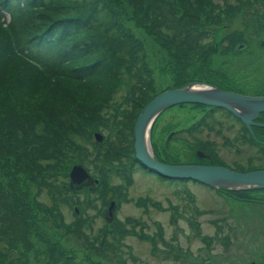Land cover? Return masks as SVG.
I'll return each instance as SVG.
<instances>
[{"label":"trees","instance_id":"1","mask_svg":"<svg viewBox=\"0 0 264 264\" xmlns=\"http://www.w3.org/2000/svg\"><path fill=\"white\" fill-rule=\"evenodd\" d=\"M125 1L151 31L167 38L175 56L182 60L183 67L179 68L182 74L188 66L202 65V68L207 66L205 72L196 71V74L203 77L206 72L213 75L220 72L218 67L211 68L209 61L205 60L206 55H210V51L217 49L220 43L212 31L217 27L205 28L201 18L204 16L217 24L224 13L239 10L250 2ZM117 13L112 0H0V169L9 176V186L14 192L9 194L0 183V264H20L21 258L33 247L30 239L33 215L30 220L25 213L26 210L32 211L26 207V198L30 197L38 205L36 210L39 214L53 215L57 206L72 202L73 196L84 189H70L69 177L64 174V167L77 159L76 154H84L86 163L81 166L100 178V185L93 191L98 192L97 188H102L103 211L107 209L108 194H124L138 167L157 176L135 158L134 121L142 107L155 95L195 80L191 71L185 74L186 79L156 91L142 42L124 27ZM236 37L245 40L243 34L236 30L223 34L219 39L232 45ZM224 74L221 72L219 76L224 77ZM197 81L212 83L204 79ZM120 84L125 88V95L116 98ZM215 85L239 93L245 91L239 85L230 86L222 82ZM181 105L185 104L177 106ZM186 105L199 109L205 106L201 119L192 124L189 131L196 132L204 126L213 128L220 117L236 119L222 108ZM261 120L264 121V117ZM103 131H106L105 135H102ZM96 132L103 136L102 141L93 140ZM252 132L243 128L241 144L261 150L262 154L252 157L250 163L256 160L262 164L247 168L236 165L232 169L264 168V149H261L264 144L255 143L257 139ZM86 144L92 147L91 150ZM151 145L155 158L167 164L224 165L218 155L207 148L202 149L210 153L208 159L197 157V152L196 157L189 159L168 154L169 143L164 148H155L152 142ZM25 170L29 180L37 185L38 192L46 190L51 206L38 202L37 190L33 194L23 188L16 190L12 178ZM157 177L183 187L186 193L183 212L193 214L187 219L194 235L203 239L196 220L202 211L185 189L186 183L192 180ZM114 178L119 179L118 185H112ZM216 190L242 197L257 192ZM85 220L84 227L89 223ZM76 233L88 250L100 255L112 241L125 235L126 230L123 222L108 224L104 221V226L92 235L79 227ZM49 252V264L68 259L60 246Z\"/></svg>","mask_w":264,"mask_h":264},{"label":"rangeland","instance_id":"2","mask_svg":"<svg viewBox=\"0 0 264 264\" xmlns=\"http://www.w3.org/2000/svg\"><path fill=\"white\" fill-rule=\"evenodd\" d=\"M214 1L224 4V0ZM112 2L124 27L143 44L156 91L186 79L185 74L192 71L195 81L204 79L215 85L227 83V80L233 78L236 83L240 82L246 95L264 92V0H250L245 7L242 5L244 9L242 7L224 13L217 24L209 22L204 16L201 18L205 28L217 27L212 31L220 43L216 51L211 50L205 58L211 68L218 67L220 72L215 75L206 72L204 77L196 74V71L205 72L207 66L202 68V65L188 66L182 74L179 71L183 67L182 60L175 56L167 38L151 31L125 0ZM234 30L241 32L245 40L236 37V41L229 45L227 40L219 39ZM239 44L244 47L236 49ZM221 72L225 73L224 77L219 76ZM124 89L120 84L116 98L125 95ZM204 112L205 106L199 109L186 104L164 111L157 117L150 132L153 147L164 148L169 143L170 148L166 151L168 154H178L181 158L184 156L189 159L196 157L197 151L203 154L199 156L196 153L197 157L208 159L210 153L202 149L207 148L213 150L228 167H232L233 163L243 168L262 164L256 160L250 163L252 157L262 154L255 146L230 143L237 126L228 129L224 122H220L225 121L224 117H220L217 120L219 123L216 122L213 128L204 126L196 132L189 131L190 126L201 119ZM254 129L253 136L264 141V132ZM105 134L106 131H103L102 135ZM86 147L89 150L92 148L87 144ZM235 147H238L237 151ZM76 157L74 162L64 167V174L69 175L74 165L86 163L84 154H76ZM27 175L28 171L25 170L15 174L12 181L17 191L23 188L33 194L37 185ZM93 176L97 177L96 174ZM132 178L124 194H108V200L115 202L111 221H107L106 212L103 211L102 188H97L98 192L84 188L73 196L72 202L57 206V215L39 214L36 210L38 205L30 197L26 198V207L32 211L26 210L25 213L30 220L33 215L30 236L33 247L21 258L20 264H49V250L56 246L62 247L65 251L63 255L68 258L57 264H264V191L250 192L246 194L247 197L231 196L201 183L188 181L185 189L202 211L196 217L200 235L203 236L201 239L194 235L187 219V216L191 218L193 214L183 212L186 193L182 186L170 184L140 167ZM9 182V176L0 169L2 187L13 194ZM111 183L118 185L120 181L114 178ZM37 200L40 204L52 205L46 190L38 192ZM181 214L184 215L179 216ZM84 220L89 222L86 227ZM104 221L108 224L123 222L126 233L112 241L111 246L104 248L100 255H95L86 244L80 242L76 228H84L92 235L104 226ZM18 253L17 249L16 255Z\"/></svg>","mask_w":264,"mask_h":264},{"label":"water","instance_id":"3","mask_svg":"<svg viewBox=\"0 0 264 264\" xmlns=\"http://www.w3.org/2000/svg\"><path fill=\"white\" fill-rule=\"evenodd\" d=\"M239 44L236 49L243 48ZM201 104L225 109L239 119L247 128L257 123L264 113V95H246L223 90L206 82L191 81L181 87L166 89L151 98L140 110L133 125V150L135 158L148 171L161 177L177 180H192L214 189L264 190V168L237 171L215 164H167L157 160L150 144L151 127L156 118L166 109L179 104ZM102 140L99 133L94 134ZM199 156L202 153L197 151ZM100 180L91 176L81 165H74L69 172V188L87 186L93 190ZM115 202H109L105 217L112 220Z\"/></svg>","mask_w":264,"mask_h":264},{"label":"flooded vegetation","instance_id":"4","mask_svg":"<svg viewBox=\"0 0 264 264\" xmlns=\"http://www.w3.org/2000/svg\"><path fill=\"white\" fill-rule=\"evenodd\" d=\"M226 84H228V85H230V86H237V85H239L240 86V82L238 81L237 83L234 81V79L232 78L231 80H227V83ZM228 91H233V90H228ZM233 92H236V91H233ZM237 93H239V92H237ZM242 94H244V93H242ZM258 95H262V94H258ZM261 115V114H260ZM264 114L262 113V116H263ZM261 116V117H262ZM261 117L258 119V120H256V122L257 123H264V121H262L261 120ZM218 119H216V121H215V123L216 122H218L217 121ZM221 123H225V125H226V127L228 128V129H233L235 126H237V131L236 132H234V134H233V136H232V141L230 142V143H232V144H238V145H241V138H240V134L242 133V131H243V128L244 127H246L239 119L237 120V118L236 119H226L225 118V121H220ZM219 123V122H218ZM220 123V124H221ZM242 126H243V128H242ZM247 128V127H246ZM251 130L252 129H254V130H261V131H263L264 132V127H261V126H258V125H252V126H250L249 127ZM250 130V131H251ZM219 133L221 132V131H218ZM253 138V137H252ZM257 139V138H256ZM254 141H255V138H254ZM229 142H227V144H228ZM255 143H259V144H264V141H262V140H259V139H257V141H255ZM237 148L238 147H235L234 149H235V151H237ZM224 165L225 166H228V164L227 163H225L224 162ZM232 167H229V168H235L234 166H236V164L234 165V163H233V165H231ZM251 201H255V199H252ZM259 202H260V200H259ZM262 253H264V252H262ZM261 253V254H262ZM260 254V255H261ZM259 255V256H260ZM263 260H264V255H263Z\"/></svg>","mask_w":264,"mask_h":264},{"label":"bare ground","instance_id":"5","mask_svg":"<svg viewBox=\"0 0 264 264\" xmlns=\"http://www.w3.org/2000/svg\"><path fill=\"white\" fill-rule=\"evenodd\" d=\"M157 175V174H156ZM158 176V175H157ZM98 178V177H97ZM100 179V178H99ZM177 181V180H176ZM182 181V180H181ZM199 183V182H198ZM204 185V184H203ZM207 186V185H206ZM207 187H209V186H207ZM209 188H211V187H209ZM211 189H213V188H211ZM106 212V211H105Z\"/></svg>","mask_w":264,"mask_h":264}]
</instances>
